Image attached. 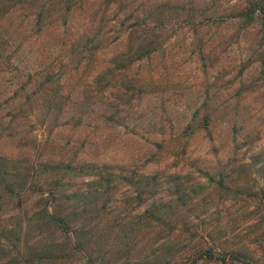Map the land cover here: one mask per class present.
Here are the masks:
<instances>
[{
  "label": "rangeland",
  "instance_id": "1",
  "mask_svg": "<svg viewBox=\"0 0 264 264\" xmlns=\"http://www.w3.org/2000/svg\"><path fill=\"white\" fill-rule=\"evenodd\" d=\"M2 163L0 264H264V0H0Z\"/></svg>",
  "mask_w": 264,
  "mask_h": 264
},
{
  "label": "trees",
  "instance_id": "2",
  "mask_svg": "<svg viewBox=\"0 0 264 264\" xmlns=\"http://www.w3.org/2000/svg\"><path fill=\"white\" fill-rule=\"evenodd\" d=\"M70 169L71 168H66L65 170L68 171ZM49 170L53 171V175H55V172L61 171V170H55L52 167ZM23 171H24L23 175L21 173H17L16 171L10 174L8 166L4 165V163L0 165V193L3 192L1 188H4L5 190L4 192H6L5 193L6 198L14 197L18 201H20L21 196H22L21 192L23 191V190L21 191V189L24 185V179H26L27 176L31 173V169L28 167H25ZM20 179H21V182L19 181V183H17V181ZM64 180H65L64 175L63 174L60 175V173H58L57 176L53 177L49 182H47L45 190L41 189L42 187H40L41 192L38 195V199L36 203L40 205L42 204V207H38V208H41V210L36 211L37 213L34 212L32 219H28V220L26 219L27 222H30V220L36 221L38 219V221H44L46 223H49L50 225L53 224L54 227H56L57 229H59L60 231L64 233H67L70 231L68 235H73V234H76L77 231H80L79 229L78 230L73 229L71 227V222L73 220V217H75V220L84 218V215L86 216L85 208H81L79 209V211L77 210L70 211L66 209V212H65L64 210H61V209H65L61 207V204H62L61 202L65 201L66 199L65 192L62 193V191H64L63 186H65ZM8 233H11V231H9ZM7 243H8L7 238L0 239V258L5 255L4 254L6 252L5 247L6 245L8 246ZM35 250L36 249L28 248L23 255L24 258L21 257L17 263H16V260H18L17 259L18 256L12 257L10 260L12 261L14 260L13 264H20L21 262H22L21 264H35V262L38 261L39 259L42 260V258H39V256L48 258L46 256L47 254H49V251L46 253V255L45 254L38 255ZM28 251H33V253L28 254L27 253ZM8 253L13 255L12 251ZM233 254L235 255L236 261H240L241 259L246 261V258H244L242 253L234 252ZM238 256L242 258L240 259L238 258ZM246 263L250 264V262L248 261Z\"/></svg>",
  "mask_w": 264,
  "mask_h": 264
}]
</instances>
